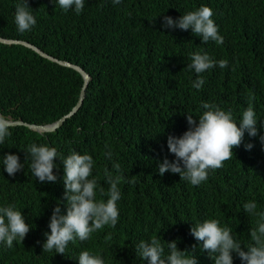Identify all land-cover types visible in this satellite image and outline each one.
Wrapping results in <instances>:
<instances>
[{
	"label": "trees",
	"instance_id": "obj_1",
	"mask_svg": "<svg viewBox=\"0 0 264 264\" xmlns=\"http://www.w3.org/2000/svg\"><path fill=\"white\" fill-rule=\"evenodd\" d=\"M20 2L0 0V35L28 40L81 65L92 78L80 109L56 131L11 126V135L0 144V161L11 153L23 163L14 176L0 163V207L15 205L30 226L22 242L14 241L11 248L0 243V264H79L85 250L100 254L105 264H147L135 249L153 236L161 240L165 255L167 242L175 240L198 264H214L190 234L193 224L209 218L231 228L239 243L249 242V229L259 217L245 212L243 205L254 201L256 211H264V145L259 140L264 135V0H85L80 14L61 9L58 0H27L37 23L24 33L14 20ZM202 5L214 8L222 44L202 43L191 29L162 27L163 16L177 19ZM197 50L215 61L227 60L228 66L201 74L188 70L190 54ZM198 78L205 81L200 89L192 86ZM83 84L75 69L22 44L0 42V113L7 119L54 122L76 105ZM203 102L230 111L237 123L251 103L259 135L245 132L242 148H234L233 157L209 170L198 186L180 180L179 174L160 176L157 162L175 159L167 148L168 135L179 137L188 129L187 114L198 120ZM32 143L55 147L62 157L72 150L91 155L89 179L97 180L98 200L107 199L100 193L101 187L105 193L109 187L105 168L115 175L112 165L119 163L124 180L116 226L69 242L64 255L43 251L52 210L59 203L66 212L64 171L56 158L57 181L40 183L32 174L31 157L25 158ZM248 143L251 150L245 148ZM109 149L111 160L105 157Z\"/></svg>",
	"mask_w": 264,
	"mask_h": 264
},
{
	"label": "clouds",
	"instance_id": "obj_2",
	"mask_svg": "<svg viewBox=\"0 0 264 264\" xmlns=\"http://www.w3.org/2000/svg\"><path fill=\"white\" fill-rule=\"evenodd\" d=\"M113 3L120 4L121 0H113ZM58 4L65 11L74 8L76 14H80L84 9L85 0H58ZM196 7L187 10L186 14L177 19L163 16L162 27L184 31L191 29L195 36L201 38L202 43L211 40L222 44L223 37L219 34L218 26L213 20L216 19L214 8L202 5L193 11ZM179 14L180 12L177 16ZM14 20L17 31L20 33L30 31L36 25V18L27 0H21L16 5ZM190 59L191 63L187 64L186 68L196 74H201L217 65L221 69L228 66L227 60L215 61L207 53H201L198 50L190 54ZM204 82L203 78H198L192 86L200 89ZM201 106L205 111L198 120L191 114L186 115L188 129L181 136L168 135L167 148L175 159L170 161L165 157L162 162H157L160 176L166 172L179 174L180 180L198 186L207 180L209 170L223 167L224 162L233 157L234 148H242L240 145L244 140L245 132L249 137L259 135L258 121L251 103L244 110L239 123L230 111L226 112L214 103L203 102ZM10 120L14 119H7L0 113V144H3L5 138L11 135ZM260 127L264 128V121L260 122ZM259 140L264 145V135H259ZM252 147L251 143L245 145L246 150H251ZM112 155L110 149L105 153V157L109 160L112 159ZM28 156L31 157L32 174L40 183H55L57 176L54 175L53 169L57 166L54 160L59 158L63 164V200L66 202V212L62 211L59 203L52 210L48 224L50 233H44L46 240L42 245L43 251L55 250L56 253L64 255L69 242L76 239L88 240L93 232L102 231L106 226H116L119 217L117 201L121 198L119 185L124 180L123 175L120 174L119 163L112 165L117 173L115 175L107 167L105 168L106 183L109 187L107 193L101 187L100 193L102 196L106 195L107 199L98 200L96 199L97 180L89 179L94 166L91 155L72 150L66 157H62L55 147L32 143L28 145L25 152V158ZM0 163L3 164L9 176H14L23 170V163L15 154H5ZM243 207L248 214L259 217L256 227L249 229L251 237L249 242L239 243L233 237L232 229L221 227L220 221L215 218L205 219L203 222L193 224L190 228V234L198 242L200 252L203 254L207 252L214 264H264V211L257 212L254 201L245 203ZM29 231V224L25 222L22 212L17 210L15 205L0 207V243L11 248L14 241L22 242ZM196 248L197 245H193L192 252ZM167 249L168 253L165 255L161 240L153 236L148 241L141 240L136 245L135 251L143 261H147V264H198L196 256L189 255L188 250H179L175 240L167 242ZM136 260L139 262L138 256ZM78 262L79 264H105L100 254L87 250L80 252Z\"/></svg>",
	"mask_w": 264,
	"mask_h": 264
},
{
	"label": "water",
	"instance_id": "obj_3",
	"mask_svg": "<svg viewBox=\"0 0 264 264\" xmlns=\"http://www.w3.org/2000/svg\"><path fill=\"white\" fill-rule=\"evenodd\" d=\"M0 42L6 43V44H23L26 47L33 49L34 51L39 53L41 56L47 57L48 59L55 61L61 65L68 66V67L75 69L76 71L81 73V75L83 76L84 84H83L81 92H80L79 100L77 101L76 105L73 107V109L67 115L62 116L61 118L55 120L54 122L46 123V124L29 123V122H26L22 119L10 120L12 123V126L24 125V126H27L31 129H33V130L40 131V132L56 131L59 127H61L63 125L64 121L66 120V118L68 116L74 115L82 106L84 99L86 97V89H87L89 82L92 78L91 74L89 72H87L86 69L84 67H82L81 65L74 63V62H71V61L66 60V59H60L56 56H53V55L47 53L46 51H44L43 49H41L39 46H37V45L27 41V40L5 38V37L0 36Z\"/></svg>",
	"mask_w": 264,
	"mask_h": 264
}]
</instances>
